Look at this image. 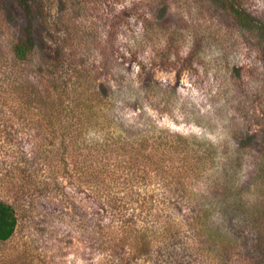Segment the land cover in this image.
<instances>
[{
	"label": "rangeland",
	"instance_id": "obj_1",
	"mask_svg": "<svg viewBox=\"0 0 264 264\" xmlns=\"http://www.w3.org/2000/svg\"><path fill=\"white\" fill-rule=\"evenodd\" d=\"M28 2L36 13L42 6L46 24L56 27L59 12L77 27L68 51L84 71L85 87L112 90L109 113L124 129L154 124L216 148L213 174L219 190L206 196L236 199L245 207L218 216L224 229L233 227L237 244L219 264H264V242L258 246L264 237V50L258 40L216 0ZM242 4L264 19V0ZM33 15L24 12L20 0H0V60L10 56L17 25H37L39 17ZM44 122L29 129L0 110V199L14 205L18 219L12 237L0 242V259L6 258L5 264H97L79 222V215L91 219L95 201L57 169V139L50 141ZM23 155L37 184L17 196L10 170ZM58 178L73 209L57 202ZM202 184L197 185L202 193L213 192L211 184ZM244 211L259 219H244ZM188 237L185 232L173 241L171 251L177 253L167 264H213L190 253L178 255V241Z\"/></svg>",
	"mask_w": 264,
	"mask_h": 264
},
{
	"label": "trees",
	"instance_id": "obj_2",
	"mask_svg": "<svg viewBox=\"0 0 264 264\" xmlns=\"http://www.w3.org/2000/svg\"><path fill=\"white\" fill-rule=\"evenodd\" d=\"M216 1L264 50V19L248 11L242 0ZM20 3L25 13L35 11L39 23L14 28L10 56L0 60V110L6 117L23 120L29 129L45 121L50 141L57 139V169L66 171L95 201L91 219L79 215V222L98 256L97 264H167L177 253L171 251L173 241L185 232L190 237L178 241V255L223 262L237 244L233 227L224 229L218 216L245 207L236 199L213 201L206 196L219 190L213 174L216 148L154 124L124 129L109 113L112 90L85 87L84 71L68 51L77 27L59 12L57 28L55 23L46 24L42 6L37 5L36 13L28 0ZM28 161L23 155L10 170L17 196L37 184ZM201 183L211 184L213 192L202 193L197 187ZM228 191L232 194L233 189ZM57 202L73 209L59 178ZM253 214L244 211L243 218L258 220ZM17 221L14 205L0 199V242L12 237ZM263 242L264 237L258 246ZM5 259L0 262L5 264Z\"/></svg>",
	"mask_w": 264,
	"mask_h": 264
}]
</instances>
